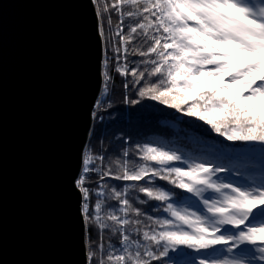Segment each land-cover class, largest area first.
Listing matches in <instances>:
<instances>
[{"label": "snow or ice", "instance_id": "1", "mask_svg": "<svg viewBox=\"0 0 264 264\" xmlns=\"http://www.w3.org/2000/svg\"><path fill=\"white\" fill-rule=\"evenodd\" d=\"M91 4L101 42L91 117L110 115L116 76L120 103L141 107L136 127L116 121L99 149L83 148L73 178L88 233L82 264H264V164L255 152L264 149V0ZM145 100L210 132L183 122L186 137L157 139L146 131L155 122H180ZM239 146L248 150H232Z\"/></svg>", "mask_w": 264, "mask_h": 264}, {"label": "water", "instance_id": "2", "mask_svg": "<svg viewBox=\"0 0 264 264\" xmlns=\"http://www.w3.org/2000/svg\"><path fill=\"white\" fill-rule=\"evenodd\" d=\"M96 24L91 0H0V264H82Z\"/></svg>", "mask_w": 264, "mask_h": 264}, {"label": "trees", "instance_id": "3", "mask_svg": "<svg viewBox=\"0 0 264 264\" xmlns=\"http://www.w3.org/2000/svg\"><path fill=\"white\" fill-rule=\"evenodd\" d=\"M109 87L111 90L109 98L113 101L114 106L112 109H109L110 115L101 113V115H103L104 117L103 120H100L99 117L96 119L92 118V124L90 127V131L95 130L96 136H93V137L88 136V140L86 143V145L90 144L94 151L99 149L100 147L101 131L104 130L105 128H109L114 122L120 121L121 122L120 126L125 127V128L136 127L135 120H134V114H135L136 109L141 107V105L129 106V105L120 103V101L123 98V91H124L120 77L116 76L114 85L110 84ZM141 104L142 105L148 104V105L154 106L156 110H159L157 113H154V115L156 116H160L161 114H167L169 118L175 116L177 118V121L180 122L176 126V128L173 129L169 127L168 125H161L157 121L153 124L151 129L146 130L148 131L149 135L156 136L157 139L164 140L165 142L175 140L177 137L184 138L189 134L188 129L185 128L187 125L183 122H188V125H203V128L208 129V126L204 125L202 121H197L194 118L185 117L181 113H176L175 110L173 109H168L166 106L159 105L157 102L145 100V101H142ZM125 115L128 116V119L123 120L122 117H124ZM208 131L210 132V129H208ZM116 134L117 136L123 135V133H120V132H117ZM211 135L215 137L214 133H212ZM215 138L222 140V138H219V137H215ZM110 139L111 137H107V136L103 137L104 147H110L109 145ZM126 139L128 140L129 143L132 142V137H126ZM239 148H247V147L239 146V147L233 148L232 150L236 152H240ZM256 155H257V158L262 161L261 153L259 154L256 153ZM158 183H163V182L158 181ZM175 191H179V190H175ZM93 235L95 234L93 233ZM87 236H88L87 226L85 225L86 246H87ZM185 251L190 252V250H187V249H185ZM188 255L191 256L194 254L189 253Z\"/></svg>", "mask_w": 264, "mask_h": 264}, {"label": "rangeland", "instance_id": "4", "mask_svg": "<svg viewBox=\"0 0 264 264\" xmlns=\"http://www.w3.org/2000/svg\"><path fill=\"white\" fill-rule=\"evenodd\" d=\"M239 149H240V152H244V151L248 150V148H239ZM255 152L257 154L264 153V149H261V148L258 147V148H256ZM262 164H264V155H262Z\"/></svg>", "mask_w": 264, "mask_h": 264}]
</instances>
